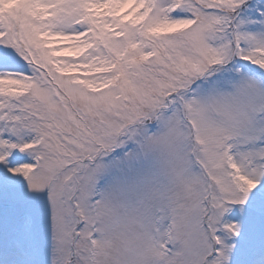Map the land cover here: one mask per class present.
Segmentation results:
<instances>
[{
  "label": "snow or ice",
  "instance_id": "6c2138e0",
  "mask_svg": "<svg viewBox=\"0 0 264 264\" xmlns=\"http://www.w3.org/2000/svg\"><path fill=\"white\" fill-rule=\"evenodd\" d=\"M0 264H264V0H0Z\"/></svg>",
  "mask_w": 264,
  "mask_h": 264
}]
</instances>
